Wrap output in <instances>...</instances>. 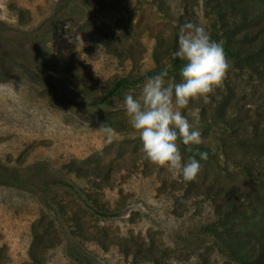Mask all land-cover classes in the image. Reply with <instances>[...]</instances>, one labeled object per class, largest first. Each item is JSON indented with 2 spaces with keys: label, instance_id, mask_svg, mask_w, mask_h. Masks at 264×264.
<instances>
[{
  "label": "rangeland",
  "instance_id": "1",
  "mask_svg": "<svg viewBox=\"0 0 264 264\" xmlns=\"http://www.w3.org/2000/svg\"><path fill=\"white\" fill-rule=\"evenodd\" d=\"M64 1L0 0V24L15 30L0 33L18 42ZM67 4L74 13L45 44L51 60H33L44 80L0 64V162L14 169L45 162L81 197L53 187L50 211L35 194L0 185V264H240L221 239L220 215L235 206L225 222L233 233L264 236V53L251 55L264 47L260 25L231 13L222 22L211 0ZM186 22L204 25L224 51L233 50L225 54L231 67L223 89L182 110L204 140L192 151L178 141L184 160L208 153L194 182L145 158L123 107L124 94L138 97L145 81L104 105H74L98 101L126 76L166 71L179 82L184 61L176 65L174 53ZM31 39L22 44L28 56ZM101 124L113 130L111 142ZM246 215L258 223H246ZM68 240L78 261L67 255Z\"/></svg>",
  "mask_w": 264,
  "mask_h": 264
},
{
  "label": "clouds",
  "instance_id": "2",
  "mask_svg": "<svg viewBox=\"0 0 264 264\" xmlns=\"http://www.w3.org/2000/svg\"><path fill=\"white\" fill-rule=\"evenodd\" d=\"M174 55L184 61L180 81L168 78L166 71L151 76L138 97L132 92L124 94L123 107L131 127L139 133L145 158L168 170L173 178L194 182L208 153L199 152V160L195 156L184 160L178 141L192 151V146H199L204 140L200 129L182 110L193 102H210L217 90L223 89L231 65L222 43L211 39L206 27L195 22L179 26ZM100 131L111 142L113 130L101 124Z\"/></svg>",
  "mask_w": 264,
  "mask_h": 264
},
{
  "label": "trees",
  "instance_id": "3",
  "mask_svg": "<svg viewBox=\"0 0 264 264\" xmlns=\"http://www.w3.org/2000/svg\"><path fill=\"white\" fill-rule=\"evenodd\" d=\"M212 6L216 15L224 21V15L231 13L237 15L240 18L241 24H257L260 27L257 29L258 35L264 40V0H211ZM66 0L62 4H58L54 15L37 29L29 33H23L24 37L20 40L6 36L0 33V64H10L15 67L22 68L25 72L31 74L37 79L44 80L42 75L36 70L33 62L34 57L39 62H47L51 60V56L46 50V41L53 34V32L59 28L60 24L67 19L69 14L74 13L72 7H68ZM65 8L68 11L65 12ZM261 16V17H260ZM236 26V23L233 24ZM0 29H9L15 31L12 28H6L1 26ZM29 36H32V42L36 44L34 47L33 56H28L23 53L22 44H26L29 41ZM238 50H236L237 52ZM242 51V49H239ZM259 53H264V47L258 52L255 51L251 55L255 57ZM226 55H232L233 50L225 48ZM33 57V58H32ZM241 57V56H240ZM245 59H249L251 56H244ZM247 61V60H246ZM175 64L180 65L181 59L176 58ZM155 71H149L145 74L134 78L132 76L122 77L116 81L113 88L108 90L102 97L93 103H80L74 104L76 107H98L106 104L111 98L118 97L123 91L134 88L140 83L144 82L147 78L154 76ZM73 103V102H71ZM239 147L246 145L247 140H239L237 142ZM0 185H9L17 188L27 190L35 194L41 204L50 211H55V205L51 202V189L53 187H62L74 192L78 197H81L80 190L71 182L62 179L57 173L51 171L45 162L36 163L30 167L24 169L8 168L0 162ZM259 201V196H254ZM101 218H108L113 216L112 214H106L98 210H94ZM237 207L233 206L230 214L236 213ZM230 214H221L220 217L224 220L221 227L226 229L227 233L221 239L224 246L229 249L231 255L240 264H261L264 263V236L253 234L252 232L243 233V235H235L233 233V225L226 224L228 219L233 216ZM244 215V214H243ZM246 223L257 224L252 215L245 216ZM245 235V236H244ZM68 257L74 261H78L74 253V249L68 240V247L66 248Z\"/></svg>",
  "mask_w": 264,
  "mask_h": 264
}]
</instances>
